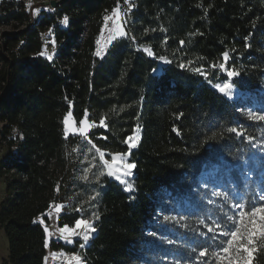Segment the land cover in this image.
Here are the masks:
<instances>
[{
    "label": "trees",
    "instance_id": "1",
    "mask_svg": "<svg viewBox=\"0 0 264 264\" xmlns=\"http://www.w3.org/2000/svg\"><path fill=\"white\" fill-rule=\"evenodd\" d=\"M124 1L66 0L32 19L22 1L0 0V228L7 249L0 264L45 263L38 219L46 221L68 192L69 112L97 124L89 137L98 149L129 151L136 165L132 192L102 179L83 264H218L199 256L225 240L213 239L208 226L233 214L232 187L243 202L252 200L238 168L264 135L263 121L246 112L264 85V0H132L125 36L99 56L104 19ZM48 29L56 46L50 60L40 54ZM224 53L245 100L213 86ZM136 131L129 149L126 139ZM206 169L225 181L221 195L212 194V179H201ZM81 216L63 210L58 226L72 227ZM253 247L259 251L249 259L244 253V264H264V242ZM220 264H227L223 255Z\"/></svg>",
    "mask_w": 264,
    "mask_h": 264
},
{
    "label": "rangeland",
    "instance_id": "2",
    "mask_svg": "<svg viewBox=\"0 0 264 264\" xmlns=\"http://www.w3.org/2000/svg\"><path fill=\"white\" fill-rule=\"evenodd\" d=\"M19 1H22L25 4L26 9L30 12L32 19L39 15V12L42 8H45L46 10L52 9L50 6H41L39 4V2L44 0ZM131 1L132 0H127V2L124 1L122 5L115 8V12L113 11L107 16L108 19H104L96 51L97 53H100L99 56L106 52L113 41L125 36L124 25L131 9ZM61 24L64 25L65 23L61 21ZM42 38L43 47L40 54L43 53V55H41L50 60L54 56L56 46L49 29L42 33ZM225 61L226 59H224L222 63L224 66ZM217 68L219 69V80L215 82L213 86L219 93L230 100H245L246 98L250 97L248 93L239 91L234 86H232L230 90H226L222 93L218 89L217 85L223 86L224 83L231 84L232 77L230 78L227 76L229 69L226 67L222 69L220 66H218ZM256 92L258 95L256 96L257 103L254 101V105L248 106L246 111L251 116L252 114H264V85ZM68 115H70L69 124L65 125L64 123L65 135L68 139L66 150L70 163V175L67 188L68 192L65 196L64 203L55 204L49 211L45 213L46 221L41 217L38 219L43 224L44 228H47V232H45L48 249L44 264H63V261H65L64 264H76L75 261L71 260L73 254L79 255L81 257V264H83L81 252L87 245L91 235L94 233H85L83 228L77 229L74 224L70 228L74 229L78 234L72 235L68 238V240H65L59 231V229L64 226L60 227L57 223L58 216L63 210H78L82 215L80 218L92 220L94 222L96 217L95 201L99 195L101 181L106 177L119 182L125 191H133V169L131 170V175H124V170L121 167L123 163L131 162L129 151L123 153L124 160H121L120 156L122 154H110L98 149L89 137L90 132L97 126V124L87 120L86 117H83L82 119H84L86 124L90 126L86 129V134H81L79 131L81 128L79 121L74 120L70 112L66 116ZM130 137H136L134 145L129 144V137L126 139L129 149H132L135 147L138 141V132L136 131ZM5 154V147H0V159L4 157ZM218 168L221 169V167ZM222 169V172H227L229 168L223 165ZM109 172H113L114 174L109 175ZM215 174V171H213L212 175L211 172L207 170V172L203 173L201 179L204 180V182L207 179L213 180V186H211L212 194L222 193L221 188L223 187V183L225 181L222 180L220 175ZM238 174L243 178L244 181L247 179L250 180L247 186L249 193L252 195V200L258 199V197L263 193L261 192L260 187L264 186V135L254 143L252 155L250 158H248V160L242 162L238 168ZM117 175L120 176V179L116 178ZM128 184L132 185L131 190H126ZM3 194L4 182L3 178L0 176V201L3 197ZM231 196L233 198H237L239 202H243L240 193L237 192V190L233 187L231 190ZM235 202L236 200L233 199L229 204V209L231 212L234 211L232 205ZM183 206L184 203H182V206L179 204L176 209L179 208L180 210H183ZM85 234L88 235L87 240L84 239ZM54 243H58L60 245L56 248H53L52 244ZM6 254V240L2 229L0 228V259L4 258ZM246 256V258L249 259L251 257V253H246Z\"/></svg>",
    "mask_w": 264,
    "mask_h": 264
},
{
    "label": "snow or ice",
    "instance_id": "3",
    "mask_svg": "<svg viewBox=\"0 0 264 264\" xmlns=\"http://www.w3.org/2000/svg\"><path fill=\"white\" fill-rule=\"evenodd\" d=\"M127 2V0H125ZM39 11V10H37ZM116 11L115 9L113 10ZM68 17L65 16L63 19L64 23L68 22ZM105 19H108L105 17ZM247 46V45H246ZM43 55V53H41ZM100 53L98 52L97 55ZM151 54V53H149ZM225 59H227L228 53L223 54ZM163 59V57H161ZM183 67V65H181ZM224 64L220 65V68H224ZM199 71V69H197ZM238 75L235 70H229L227 72L228 77H234ZM233 85L229 83H224L223 86L217 85L218 89L223 93L226 90H230ZM252 118L255 120L264 121V114H252ZM70 121V115L65 116L64 123L68 125ZM81 128L79 129L81 134H86V129L90 126L86 124L84 119L79 121ZM229 131L241 135L242 132L238 131L236 128L229 129ZM251 139V137H249ZM136 137H129L128 142L131 145H134ZM121 160H124V155L120 156ZM107 163V162H105ZM136 165L132 162H125L121 165L124 170V175H131V170ZM111 167V166H110ZM113 172H109V175H113ZM117 179H120V176L117 175ZM132 185L128 184L126 190H131ZM219 196L221 193H214ZM233 203L232 208L234 209L232 215H227L226 217H221L220 219L224 221H212L211 225L208 226V231L214 233L213 239L216 238V235L225 237V240L217 245L216 250L209 251L207 248H202L199 252L200 257L212 256L217 258L218 264H220V257L223 255L227 260V264H244V253H252L259 251L258 247H253L257 244L258 241L264 242V193H262L258 199L248 200L247 202H239L237 198ZM98 219V216L95 217ZM245 218H247L248 224H245ZM165 219H169L165 217ZM203 223V221H201ZM243 226V229H242ZM75 227L77 229L83 228L85 233L95 232L96 229L93 226L92 220H87L79 218L75 220ZM47 232V228L45 229ZM61 236L68 240L72 235L78 234L74 229L70 228L68 225L59 229ZM67 234V235H65ZM84 239H88V235H84ZM72 261H75L76 264H81V257L79 255L73 254L71 257Z\"/></svg>",
    "mask_w": 264,
    "mask_h": 264
},
{
    "label": "water",
    "instance_id": "4",
    "mask_svg": "<svg viewBox=\"0 0 264 264\" xmlns=\"http://www.w3.org/2000/svg\"><path fill=\"white\" fill-rule=\"evenodd\" d=\"M66 0H44L39 2L40 5L50 6L52 9H55L58 5L62 4Z\"/></svg>",
    "mask_w": 264,
    "mask_h": 264
},
{
    "label": "built area",
    "instance_id": "5",
    "mask_svg": "<svg viewBox=\"0 0 264 264\" xmlns=\"http://www.w3.org/2000/svg\"><path fill=\"white\" fill-rule=\"evenodd\" d=\"M207 170H208V169L202 171L201 177H202V175H203L204 172H207ZM156 214H160V213H159V210H156ZM62 263L64 264L65 261H63Z\"/></svg>",
    "mask_w": 264,
    "mask_h": 264
}]
</instances>
